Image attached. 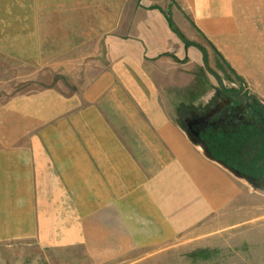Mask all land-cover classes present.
Returning a JSON list of instances; mask_svg holds the SVG:
<instances>
[{
	"label": "crops",
	"instance_id": "0c3cea01",
	"mask_svg": "<svg viewBox=\"0 0 264 264\" xmlns=\"http://www.w3.org/2000/svg\"><path fill=\"white\" fill-rule=\"evenodd\" d=\"M119 1L0 0V63L69 77L76 62L88 61L98 77L81 101L49 87L0 103V243L38 239L75 250L85 241L92 259L108 261L134 242L153 246L192 231L240 196L225 169L164 116L142 66L146 57L170 59L181 28L221 47L237 32L234 15L247 0ZM122 88L126 108L117 103ZM104 94L101 103L92 100ZM105 200L113 228L103 236L100 228L79 229ZM91 215L101 221L99 211ZM58 222L78 230L65 233L74 240L63 245L57 228L62 237L49 245Z\"/></svg>",
	"mask_w": 264,
	"mask_h": 264
},
{
	"label": "rangeland",
	"instance_id": "374dc122",
	"mask_svg": "<svg viewBox=\"0 0 264 264\" xmlns=\"http://www.w3.org/2000/svg\"><path fill=\"white\" fill-rule=\"evenodd\" d=\"M117 3L118 6L123 4L119 0ZM186 13L182 10L181 17L190 21ZM234 17L237 32L231 38L223 39L221 47L203 39V36L195 40L190 35L191 32L181 28L178 31L180 49L174 46L166 53L171 60L146 57L142 69L158 92L157 102L164 108V116L178 125L194 149L208 159L215 158L225 169L224 174L230 183L239 187L238 200L233 205L212 213L203 225L192 231L162 239L153 246L140 247L134 242L132 250L113 260L92 259L83 248L85 241L82 244L76 243L78 249L60 250L46 247L38 239H28L0 243V264H264V191L256 188L253 180L241 174L243 171L247 173L246 169H240L237 163L231 161L229 163L235 166L233 169L225 166L221 161L230 160L227 155L217 152L212 146L210 156L207 147L197 140L198 130H204L212 120L225 114V108H221L223 94L229 97L238 95V98L243 95L250 103L264 107V0L242 2ZM75 64L67 77L49 70L33 71L11 63H0V103L15 95L31 94L49 87L61 91L63 96L83 100L85 94L80 91L89 89L98 80L97 69L94 68L96 63L87 61ZM100 65L101 69L104 65H109L103 55ZM87 96L94 98L96 95ZM107 96L109 95L104 94L98 100H92L101 103ZM116 96L118 105L129 107L126 102L130 98L125 95L123 88ZM237 112L241 116L239 111L233 110L234 117ZM216 127L220 130L225 126L217 123L214 128ZM124 129V125H117L118 134H124ZM134 147H141V143L135 140ZM250 156L247 155L246 158ZM107 205L105 200L95 210L85 212L86 220L81 226L79 222L78 228H100L103 236V230L113 228L115 223L108 216ZM69 208L73 213L78 209L76 206ZM98 211L101 221L96 217L87 219L88 216L94 217L91 214ZM58 223L55 225V234L52 233L53 237L48 238L49 245H54L55 237H62L57 228L64 230V237L60 238L63 245L74 240L69 238L68 241V236H65L69 231L78 230L72 228L74 223ZM209 231L213 232L212 236L196 238ZM101 240L104 241L105 238L101 237ZM196 249H209L212 254L205 261L192 262L186 255Z\"/></svg>",
	"mask_w": 264,
	"mask_h": 264
},
{
	"label": "flooded vegetation",
	"instance_id": "af4514ba",
	"mask_svg": "<svg viewBox=\"0 0 264 264\" xmlns=\"http://www.w3.org/2000/svg\"><path fill=\"white\" fill-rule=\"evenodd\" d=\"M223 96L224 102L221 108H225V114L212 120V123L205 126L204 130H198V138H196L207 147L210 156L212 155L209 150L212 146L215 147L212 141L222 139V142H226L227 146L233 147L232 141L235 140L237 166L240 169H246L248 174L252 173L253 175H247L243 170L241 174L251 181L253 180L256 188L264 191V107L250 103L243 95H239L240 99L238 95L237 97H229L223 94ZM233 110L239 111L241 116L237 112L236 117H234ZM217 123L225 127L220 130L217 127L214 128ZM226 127L228 129H225ZM247 155L251 156L247 159ZM229 161L224 160L221 163L233 169L234 167Z\"/></svg>",
	"mask_w": 264,
	"mask_h": 264
},
{
	"label": "trees",
	"instance_id": "16d2710c",
	"mask_svg": "<svg viewBox=\"0 0 264 264\" xmlns=\"http://www.w3.org/2000/svg\"><path fill=\"white\" fill-rule=\"evenodd\" d=\"M218 142L219 144L215 143ZM212 143L215 146V149L217 152L221 154L229 155V159L232 163H237V152H236V141H232L233 147L227 146L226 142H222V139H218V141H212ZM233 164H231L232 166ZM235 167V166H233ZM212 254V252L209 249H196L186 255V258L191 260L192 262H198V261H205L209 258V256Z\"/></svg>",
	"mask_w": 264,
	"mask_h": 264
}]
</instances>
